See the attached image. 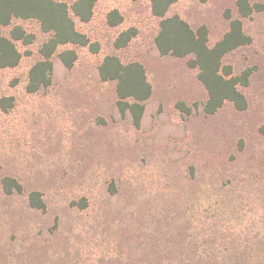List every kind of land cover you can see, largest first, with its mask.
Wrapping results in <instances>:
<instances>
[{
    "label": "rangeland",
    "instance_id": "obj_1",
    "mask_svg": "<svg viewBox=\"0 0 264 264\" xmlns=\"http://www.w3.org/2000/svg\"><path fill=\"white\" fill-rule=\"evenodd\" d=\"M244 1V15L238 0H177L167 11L204 25L210 47L233 19L249 37L222 57L232 75L250 71L237 85L246 106L225 100L212 113L192 56L159 52L150 0H97L88 21L74 17L93 46H58L50 84L34 92L28 71L49 33L34 18L1 26L31 38L14 41L18 63L0 68V99L11 102L0 105V264H264V0ZM114 8L122 21L110 26ZM129 27L135 36L115 47ZM68 48L76 59L65 66ZM106 55L144 68L151 93L138 124L99 74Z\"/></svg>",
    "mask_w": 264,
    "mask_h": 264
},
{
    "label": "trees",
    "instance_id": "obj_2",
    "mask_svg": "<svg viewBox=\"0 0 264 264\" xmlns=\"http://www.w3.org/2000/svg\"><path fill=\"white\" fill-rule=\"evenodd\" d=\"M97 0H74L68 5L66 0H0V68L15 66L21 56L14 41H29L31 34L24 28L14 25L8 36L1 32V26L8 25L13 18H34L43 32L49 37L40 45L39 52L42 56L28 71L26 90L34 92L51 82L52 61L51 56L58 46L78 44L93 46L83 32L75 27L74 17L82 22L88 21L93 13ZM177 0H150L151 12L159 18V29L155 36V43L161 54L175 56L191 55L189 64L198 69V79L207 91V99L203 109L206 113L217 110L225 100L233 102L236 108L246 106L244 95L237 89V85H246L250 75L249 69L238 75H232L231 68L222 64V57L232 49L245 44L249 37L243 32L239 19L229 23V29L217 40L213 46L207 44V29L204 25L192 29L189 24L178 14L167 15L169 6ZM203 1V0H201ZM242 14H247L244 0H238ZM107 24L116 26L122 21V15L114 8L106 16ZM134 27L126 28L118 33L114 46H125L135 36ZM93 51L96 48L92 49ZM58 56L65 66H70L76 59L74 49L68 48L60 51ZM99 74L102 79L116 81L117 106L121 113L128 109L135 124L139 123L143 110V103L151 93V86L146 79L143 66L136 62L122 63L115 55H106L99 65ZM132 98L129 102L127 99ZM10 100L5 97L0 99V105L5 108ZM183 108V105L182 107ZM9 179L4 185L10 191ZM12 182V181H11ZM14 186L19 188L16 181ZM30 202L37 207H43V202L38 192L30 194Z\"/></svg>",
    "mask_w": 264,
    "mask_h": 264
}]
</instances>
